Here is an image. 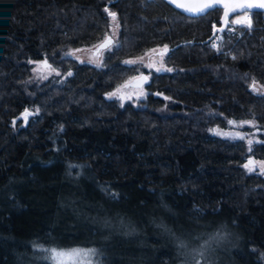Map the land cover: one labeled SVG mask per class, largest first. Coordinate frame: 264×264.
Wrapping results in <instances>:
<instances>
[{
    "label": "trees",
    "instance_id": "1",
    "mask_svg": "<svg viewBox=\"0 0 264 264\" xmlns=\"http://www.w3.org/2000/svg\"><path fill=\"white\" fill-rule=\"evenodd\" d=\"M222 12L0 0V264H44L46 249L71 247L103 264H264V176L247 167L264 161V13L217 55L206 41ZM113 15L100 66L66 55L103 46ZM160 47L170 72L125 63ZM40 61L60 75L35 82ZM140 73L145 100L106 98ZM24 113L34 116L14 125ZM243 121L258 141L215 133Z\"/></svg>",
    "mask_w": 264,
    "mask_h": 264
},
{
    "label": "rangeland",
    "instance_id": "2",
    "mask_svg": "<svg viewBox=\"0 0 264 264\" xmlns=\"http://www.w3.org/2000/svg\"><path fill=\"white\" fill-rule=\"evenodd\" d=\"M248 15V13H244L240 16H237L235 19H232V22L235 23V25L251 26ZM112 18L113 24L111 27V34L108 37L111 38L110 44L104 46H100L101 44H99L92 48L77 49L68 52L66 55L77 59L81 63H90L94 66H100L104 53L112 49L117 39L119 30L118 22L117 20H115L114 15ZM166 53L167 52L165 50V47L153 48L144 56L128 59L125 61V63L128 65L140 64L142 66H145L147 69L155 71L157 73L170 72V69L166 66L164 61L167 55ZM33 73L34 81L37 83H41L60 75V72L49 65L46 61L35 62ZM141 75L142 73H140L137 77ZM133 79L134 78L130 79L128 82L132 81ZM126 83H123L114 91L107 93L106 98L111 100H118L121 106H124L127 103L138 105L139 102L146 99L149 94L146 85L142 88H128L126 86ZM255 90L257 93H262L264 91L258 85H255ZM32 116H34V113H24L20 118L14 120V125H16L20 120L22 122V126H26ZM253 127H256V123L254 121L236 122L232 124V128H230L229 130L223 131L221 129H216L215 133L217 134V136L221 137L231 139L244 138L251 142H256L259 139L255 135L257 133V130H254ZM247 128L251 129V131H246L245 129ZM247 167L250 172H256L257 174H261L264 176V161L252 160L250 161L249 165H247ZM224 235H226V233ZM129 236L136 237L137 231L131 230ZM38 259L40 261H46L44 264H103L99 251L94 248L85 247L46 249L44 253L39 255ZM213 260L214 259L212 256L204 255L202 256V258H198L195 264H212L211 262Z\"/></svg>",
    "mask_w": 264,
    "mask_h": 264
},
{
    "label": "water",
    "instance_id": "3",
    "mask_svg": "<svg viewBox=\"0 0 264 264\" xmlns=\"http://www.w3.org/2000/svg\"><path fill=\"white\" fill-rule=\"evenodd\" d=\"M168 5L176 9L182 14L191 17L204 16L212 10L221 8L223 10L220 20V25L213 29L209 41L217 33L223 32L230 24L234 16L244 13L260 12L264 13V0H164ZM111 38L104 44H110ZM103 45V46H104ZM168 49H166V52ZM150 78L146 74L135 77L132 81L126 83L128 88H142L147 85ZM251 159L250 161H252ZM249 161V163H250Z\"/></svg>",
    "mask_w": 264,
    "mask_h": 264
},
{
    "label": "built area",
    "instance_id": "4",
    "mask_svg": "<svg viewBox=\"0 0 264 264\" xmlns=\"http://www.w3.org/2000/svg\"><path fill=\"white\" fill-rule=\"evenodd\" d=\"M249 20L251 19V14L248 13ZM241 37L237 26L233 24L227 31L222 34H217L209 41L208 46L212 49L215 54L219 55L223 51L224 44L228 41H233L234 39Z\"/></svg>",
    "mask_w": 264,
    "mask_h": 264
},
{
    "label": "bare ground",
    "instance_id": "5",
    "mask_svg": "<svg viewBox=\"0 0 264 264\" xmlns=\"http://www.w3.org/2000/svg\"><path fill=\"white\" fill-rule=\"evenodd\" d=\"M232 25H233V24H230V25H229V26H228L223 32H219V33H217V34H222V33H224V32L227 31V29H229ZM218 26H219V25H218ZM218 26H217V27H218ZM215 28H216V27H215ZM215 28H214V29H215ZM217 34H216V35H217Z\"/></svg>",
    "mask_w": 264,
    "mask_h": 264
}]
</instances>
